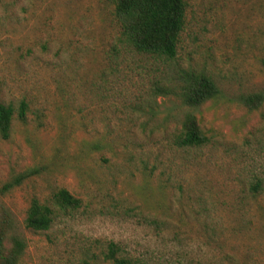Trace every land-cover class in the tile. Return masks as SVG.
Here are the masks:
<instances>
[{"label":"rangeland","instance_id":"obj_1","mask_svg":"<svg viewBox=\"0 0 264 264\" xmlns=\"http://www.w3.org/2000/svg\"><path fill=\"white\" fill-rule=\"evenodd\" d=\"M184 2L175 57L153 60L111 56L114 0H0V100L27 103L0 138V184L37 170L0 196L26 242L19 264H111L108 241L133 264H264V101L240 100L264 92V0ZM183 70L218 95L190 109L153 96ZM185 111L199 147L171 142ZM58 188L80 206L25 228L29 198Z\"/></svg>","mask_w":264,"mask_h":264},{"label":"trees","instance_id":"obj_2","mask_svg":"<svg viewBox=\"0 0 264 264\" xmlns=\"http://www.w3.org/2000/svg\"><path fill=\"white\" fill-rule=\"evenodd\" d=\"M111 14L117 27L111 56L117 57L120 50L129 49L153 60H171L175 57L178 36L184 23V0H114ZM262 64L264 66V60ZM174 82L173 87L153 84V96L172 94L181 105L190 109L197 108L219 93L213 79L200 71L183 70L175 76ZM240 100L247 108L253 109L264 101V92H251L241 96ZM26 109L27 103L23 99L19 100L16 109L0 100L1 139L8 138L14 117L21 122L25 120ZM171 142L179 148L205 144L206 137L193 113L184 112ZM92 148L98 149L99 146L93 143ZM35 173L37 170L31 168L11 175L0 184V196L18 187ZM260 182L254 180L250 188L256 190ZM79 206L80 199L64 188L54 190L43 201L31 196L24 212L23 226L33 232H45L58 215L71 214ZM150 222L154 223V220ZM25 248V240L14 230L10 210L0 203V264H19ZM119 251L117 243L108 241L101 252L102 259L111 264H133L130 258L119 255Z\"/></svg>","mask_w":264,"mask_h":264}]
</instances>
